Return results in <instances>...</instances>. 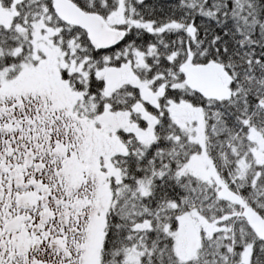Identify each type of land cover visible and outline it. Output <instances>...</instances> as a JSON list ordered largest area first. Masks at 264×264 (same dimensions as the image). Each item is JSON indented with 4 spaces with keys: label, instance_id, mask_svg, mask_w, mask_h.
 <instances>
[{
    "label": "snow or ice",
    "instance_id": "snow-or-ice-1",
    "mask_svg": "<svg viewBox=\"0 0 264 264\" xmlns=\"http://www.w3.org/2000/svg\"><path fill=\"white\" fill-rule=\"evenodd\" d=\"M0 264H264V0H0Z\"/></svg>",
    "mask_w": 264,
    "mask_h": 264
}]
</instances>
